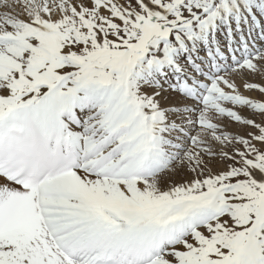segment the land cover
I'll use <instances>...</instances> for the list:
<instances>
[{"label": "snow or ice", "instance_id": "obj_1", "mask_svg": "<svg viewBox=\"0 0 264 264\" xmlns=\"http://www.w3.org/2000/svg\"><path fill=\"white\" fill-rule=\"evenodd\" d=\"M0 264H264V0H0Z\"/></svg>", "mask_w": 264, "mask_h": 264}, {"label": "rangeland", "instance_id": "obj_2", "mask_svg": "<svg viewBox=\"0 0 264 264\" xmlns=\"http://www.w3.org/2000/svg\"><path fill=\"white\" fill-rule=\"evenodd\" d=\"M246 95H248V94H246ZM255 95H258V93H252L251 95L249 94V96H255ZM245 115H246V113H245ZM233 126H234V130H236V126L235 125H233Z\"/></svg>", "mask_w": 264, "mask_h": 264}, {"label": "bare ground", "instance_id": "obj_3", "mask_svg": "<svg viewBox=\"0 0 264 264\" xmlns=\"http://www.w3.org/2000/svg\"><path fill=\"white\" fill-rule=\"evenodd\" d=\"M246 94H248V95L250 94L251 95L252 93H246ZM232 130H234V126L233 125H232Z\"/></svg>", "mask_w": 264, "mask_h": 264}]
</instances>
